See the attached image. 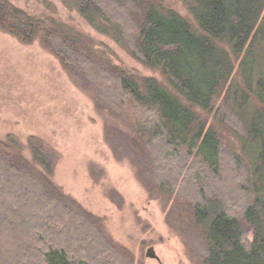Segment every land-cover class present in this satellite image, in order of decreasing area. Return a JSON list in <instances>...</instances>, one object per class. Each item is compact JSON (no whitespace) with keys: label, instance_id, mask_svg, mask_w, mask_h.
<instances>
[{"label":"trees","instance_id":"trees-1","mask_svg":"<svg viewBox=\"0 0 264 264\" xmlns=\"http://www.w3.org/2000/svg\"><path fill=\"white\" fill-rule=\"evenodd\" d=\"M62 1L141 63L159 70L167 84L130 75L98 57L84 34L32 16L9 0H0V30L22 43L39 41L76 83L109 106L146 114L147 147L159 151L158 181H165L161 189L172 196L182 177L190 180L177 192L183 198L187 188V200L175 199L171 214L190 217L185 223L203 231L204 264H264V0H182L196 25L163 0ZM236 69L240 82L234 79ZM197 108L217 109L214 123L209 125ZM231 114L242 126L233 127L241 149L228 155L216 125ZM28 145L41 171L23 156L16 136L0 139V228L21 245V261L115 264L106 257L110 252L97 222L52 182L54 158L45 142L32 136ZM226 167L233 175L228 182L236 187L232 197H243L235 204L242 219L230 212L228 195L218 186ZM74 220L87 232L69 235L65 225ZM93 236L100 240L99 253Z\"/></svg>","mask_w":264,"mask_h":264},{"label":"rangeland","instance_id":"rangeland-1","mask_svg":"<svg viewBox=\"0 0 264 264\" xmlns=\"http://www.w3.org/2000/svg\"><path fill=\"white\" fill-rule=\"evenodd\" d=\"M9 1L32 16L53 19L84 34L98 57L130 75L156 78L167 84L159 70L141 63L62 0ZM163 3L196 25L182 0H163ZM234 79L241 80L237 69ZM98 96L76 83L60 60L39 41L22 43L0 30V139L16 136L23 143V156L39 171L41 167L34 162L28 142L32 136L45 142L54 158L52 182L97 222L110 252L106 257L115 264H204L203 231L185 223L190 217L171 214L175 199L187 200V188L183 198L179 194L177 197V192L183 184L189 186L190 180L183 181L182 177L172 196L165 188L161 189L165 181H158L162 171L159 151L147 147L151 137L144 125L146 114L126 107L117 110ZM197 112L209 125L214 123L217 109L205 113L197 108ZM227 119L225 123H217L216 128L224 153L237 154L241 145L233 127L241 130L242 126L232 114ZM151 164L156 179L154 171L147 174ZM230 167L225 168L224 176L221 173L218 186L228 195L225 201L230 212L242 219V210L235 204L243 197L238 201L232 197L236 187L228 182L233 176ZM207 193L210 195L209 190ZM65 226L70 228L69 235L77 230L86 231L75 220ZM2 229L0 264H28L20 259L21 245ZM247 229V239L252 241L254 234ZM93 238L99 253L100 240ZM151 247L159 259L147 256Z\"/></svg>","mask_w":264,"mask_h":264},{"label":"water","instance_id":"water-1","mask_svg":"<svg viewBox=\"0 0 264 264\" xmlns=\"http://www.w3.org/2000/svg\"><path fill=\"white\" fill-rule=\"evenodd\" d=\"M147 256H149V257H154V258L159 259L158 255L155 253V250H154L153 247H151V248L148 250Z\"/></svg>","mask_w":264,"mask_h":264}]
</instances>
